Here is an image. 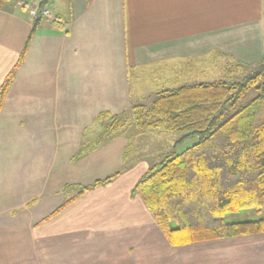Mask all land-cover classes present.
Masks as SVG:
<instances>
[{
    "label": "crops",
    "instance_id": "obj_1",
    "mask_svg": "<svg viewBox=\"0 0 264 264\" xmlns=\"http://www.w3.org/2000/svg\"><path fill=\"white\" fill-rule=\"evenodd\" d=\"M41 1L0 9V86ZM60 1L45 6L0 112V264H264V233L171 246L132 193L152 162L136 152L110 184L43 221L77 186L122 169L129 133L75 155L95 142L101 112L139 101L134 82L192 83L223 71L224 55L257 63L264 0Z\"/></svg>",
    "mask_w": 264,
    "mask_h": 264
},
{
    "label": "trees",
    "instance_id": "obj_2",
    "mask_svg": "<svg viewBox=\"0 0 264 264\" xmlns=\"http://www.w3.org/2000/svg\"><path fill=\"white\" fill-rule=\"evenodd\" d=\"M51 0H42L40 9ZM14 0H0V9ZM41 17L34 18L24 48L0 86V112L32 34ZM227 75L248 65L224 55ZM233 68V69H232ZM259 94L237 108L247 93ZM148 106L138 102L119 114L101 112L96 122L101 131L95 142L83 145L75 157L97 147L105 139L128 134L120 171L78 191L43 218L51 219L78 196L131 167L132 138L147 130L196 136L198 141L181 152L174 150L149 166L132 193L138 195L171 246L264 233V56L252 71L234 82L226 80L185 83L161 88L150 96ZM132 112V120L127 115ZM136 130H135V129ZM131 142V143H130ZM75 189L65 186L64 192ZM262 214L257 219L236 220L243 211Z\"/></svg>",
    "mask_w": 264,
    "mask_h": 264
},
{
    "label": "rangeland",
    "instance_id": "obj_3",
    "mask_svg": "<svg viewBox=\"0 0 264 264\" xmlns=\"http://www.w3.org/2000/svg\"><path fill=\"white\" fill-rule=\"evenodd\" d=\"M22 0H14V3L17 4L20 3ZM28 5L32 4L33 0H23ZM57 3V4H56ZM56 5H59L61 3L60 0H56ZM256 64V63H255ZM255 64L249 65L245 68H242L240 70H234L231 74L227 75L225 72H223L221 69H216L215 67L207 68L205 73L203 75H197V78L190 80L192 82H203V81H215V80H226L229 82H234L242 79L244 76L249 74L252 69L254 68ZM233 69V68H232ZM136 82L133 83V86L131 87L132 90V97L136 96L138 94L139 103L144 104L148 106L151 102V98L149 97L151 92L154 93L155 91L161 89L157 87H149V83L145 84L144 87H142L140 90L136 89ZM152 86V85H150ZM259 94V91L256 88L251 89L247 95L237 104V108L245 105L250 100L255 98ZM129 117L130 120H132V112H130L127 115V118ZM135 129V128H134ZM136 130V129H135ZM133 130H130L132 132ZM129 132V133H130ZM182 135L174 132H164L161 130H147L144 132L141 136H137L132 138L133 146H132V155L136 153L139 154L141 157H152L150 162L151 164L158 162L161 160L167 153H170L171 151L175 152H181L185 150L186 148L192 146L195 144L198 139L196 136H189L184 139H181ZM136 152V153H135ZM149 163V164H150ZM150 164V165H151ZM264 214V212L262 213ZM262 214H255L253 211H243L240 214L237 215L236 220H245V219H257Z\"/></svg>",
    "mask_w": 264,
    "mask_h": 264
},
{
    "label": "built area",
    "instance_id": "obj_4",
    "mask_svg": "<svg viewBox=\"0 0 264 264\" xmlns=\"http://www.w3.org/2000/svg\"><path fill=\"white\" fill-rule=\"evenodd\" d=\"M39 12V9H31L30 10V15L32 18H34L36 16V14ZM40 14L44 15V16H49L50 13H49V10L47 8H42L40 9Z\"/></svg>",
    "mask_w": 264,
    "mask_h": 264
},
{
    "label": "water",
    "instance_id": "obj_5",
    "mask_svg": "<svg viewBox=\"0 0 264 264\" xmlns=\"http://www.w3.org/2000/svg\"><path fill=\"white\" fill-rule=\"evenodd\" d=\"M38 16H39V13L36 14V18H38Z\"/></svg>",
    "mask_w": 264,
    "mask_h": 264
}]
</instances>
